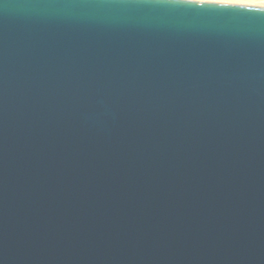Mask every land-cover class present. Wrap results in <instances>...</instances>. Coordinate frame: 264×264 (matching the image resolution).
Here are the masks:
<instances>
[{
    "label": "water",
    "instance_id": "obj_1",
    "mask_svg": "<svg viewBox=\"0 0 264 264\" xmlns=\"http://www.w3.org/2000/svg\"><path fill=\"white\" fill-rule=\"evenodd\" d=\"M0 264H264V14L0 0Z\"/></svg>",
    "mask_w": 264,
    "mask_h": 264
},
{
    "label": "snow or ice",
    "instance_id": "obj_2",
    "mask_svg": "<svg viewBox=\"0 0 264 264\" xmlns=\"http://www.w3.org/2000/svg\"><path fill=\"white\" fill-rule=\"evenodd\" d=\"M178 2L200 7H204L205 4H216L221 8H240L247 12L264 14V0H260L259 6H256L252 0H178Z\"/></svg>",
    "mask_w": 264,
    "mask_h": 264
},
{
    "label": "bare ground",
    "instance_id": "obj_3",
    "mask_svg": "<svg viewBox=\"0 0 264 264\" xmlns=\"http://www.w3.org/2000/svg\"><path fill=\"white\" fill-rule=\"evenodd\" d=\"M252 2L260 3V0H252Z\"/></svg>",
    "mask_w": 264,
    "mask_h": 264
}]
</instances>
